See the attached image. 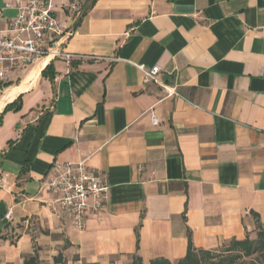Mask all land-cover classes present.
I'll use <instances>...</instances> for the list:
<instances>
[{
	"label": "crops",
	"instance_id": "0c3cea01",
	"mask_svg": "<svg viewBox=\"0 0 264 264\" xmlns=\"http://www.w3.org/2000/svg\"><path fill=\"white\" fill-rule=\"evenodd\" d=\"M19 1L0 0V30ZM82 4L77 19L56 10L72 57L47 61L54 79L41 59L0 89V264L172 262L189 238L215 250L264 224V0ZM137 63L179 95L143 83ZM81 159L111 187L79 229L41 184L54 160Z\"/></svg>",
	"mask_w": 264,
	"mask_h": 264
},
{
	"label": "built area",
	"instance_id": "2783aa9c",
	"mask_svg": "<svg viewBox=\"0 0 264 264\" xmlns=\"http://www.w3.org/2000/svg\"><path fill=\"white\" fill-rule=\"evenodd\" d=\"M83 0H26L19 1L17 12L8 18L0 30V81L14 71L25 69L41 59H62L70 62L72 55L61 49L63 38H68L56 16L63 9L68 17L77 19L82 12ZM143 83H156L166 96L179 95L174 85L162 82L158 65L137 63ZM152 124L158 120L151 114ZM43 179L41 190L52 196L51 209L70 224L82 229L84 221L107 206L110 184L99 171L84 159L61 162L54 160ZM10 211L6 214L9 219Z\"/></svg>",
	"mask_w": 264,
	"mask_h": 264
},
{
	"label": "trees",
	"instance_id": "16d2710c",
	"mask_svg": "<svg viewBox=\"0 0 264 264\" xmlns=\"http://www.w3.org/2000/svg\"><path fill=\"white\" fill-rule=\"evenodd\" d=\"M41 76L53 80L55 75L54 65L51 61L41 70ZM10 84L8 81L5 83L0 82V89ZM21 99L14 100L6 104L4 111L8 108L19 109ZM2 114H0V123ZM257 217V215L255 214ZM7 227V226H5ZM256 236L251 238L249 233H246L244 239L232 238L230 241L221 245L219 251L197 249L193 246L190 238L186 248L184 257L174 261H169L163 257H157L150 260L147 264H264V224L257 220ZM0 239H5L0 229ZM249 257V260H244ZM55 263L63 264L61 255L54 258ZM23 264H39L38 255L33 254L25 255ZM129 264H145L141 257L133 254Z\"/></svg>",
	"mask_w": 264,
	"mask_h": 264
},
{
	"label": "rangeland",
	"instance_id": "374dc122",
	"mask_svg": "<svg viewBox=\"0 0 264 264\" xmlns=\"http://www.w3.org/2000/svg\"><path fill=\"white\" fill-rule=\"evenodd\" d=\"M7 80H8V79H6V80L3 81V82H6ZM9 226H10V227H9L7 230H4V232H6V233H8V234H11V236H13V237L19 233L20 230L17 228V226H14L13 224H10ZM255 233H256V229L253 230V231L250 233L251 238H254V237L256 236ZM220 249H221V246L215 248V250H213V251H219ZM244 260L248 261V260H249V257H246Z\"/></svg>",
	"mask_w": 264,
	"mask_h": 264
},
{
	"label": "bare ground",
	"instance_id": "6f19581e",
	"mask_svg": "<svg viewBox=\"0 0 264 264\" xmlns=\"http://www.w3.org/2000/svg\"><path fill=\"white\" fill-rule=\"evenodd\" d=\"M47 61H48V59H45L44 61H42L41 64L46 65ZM37 71H38V69H36L35 71H32V72L30 73L29 77L34 76L35 73H37ZM31 78H32V77H31ZM16 90H17V88H12L11 93H10L11 95H9V96L6 94L9 90H6V91H5V94H6L9 98H11V97L13 96V92L16 91ZM0 104H1V103H0Z\"/></svg>",
	"mask_w": 264,
	"mask_h": 264
}]
</instances>
